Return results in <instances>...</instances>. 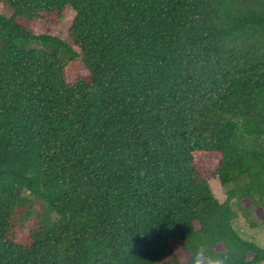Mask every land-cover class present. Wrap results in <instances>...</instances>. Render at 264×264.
Wrapping results in <instances>:
<instances>
[{
    "label": "trees",
    "instance_id": "16d2710c",
    "mask_svg": "<svg viewBox=\"0 0 264 264\" xmlns=\"http://www.w3.org/2000/svg\"><path fill=\"white\" fill-rule=\"evenodd\" d=\"M2 3L0 264H264L230 207L264 215V0ZM67 9V40L27 27Z\"/></svg>",
    "mask_w": 264,
    "mask_h": 264
},
{
    "label": "rangeland",
    "instance_id": "374dc122",
    "mask_svg": "<svg viewBox=\"0 0 264 264\" xmlns=\"http://www.w3.org/2000/svg\"><path fill=\"white\" fill-rule=\"evenodd\" d=\"M10 11L0 0V14L8 17ZM73 13L70 9L64 11L60 19H54L53 17H46L45 19H37L30 22L27 27L33 34L48 33L49 35L67 40V29L70 25ZM45 18V17H44ZM86 76V71L78 60L69 62L65 68V77L67 82H73L77 78H84ZM195 162L202 169L204 176L207 179L209 189L212 196L218 201L222 202L224 200V189L220 187L216 177H210V173L214 172L218 163V156L214 154H203L194 153L193 155ZM246 204L243 201L240 205H236L234 201L230 203V207L235 213V217L232 220V227L235 232L244 240L254 242L258 247L264 248V215L262 211L255 212L250 211L249 220L254 224V228H251L248 223L241 216L240 210ZM35 223H26L21 234L17 236L23 237L29 230H33ZM171 255H173L180 263L186 262L189 258V254L181 250L177 242L170 243L169 245ZM218 249H221L219 247Z\"/></svg>",
    "mask_w": 264,
    "mask_h": 264
},
{
    "label": "clouds",
    "instance_id": "9594fccd",
    "mask_svg": "<svg viewBox=\"0 0 264 264\" xmlns=\"http://www.w3.org/2000/svg\"><path fill=\"white\" fill-rule=\"evenodd\" d=\"M205 259L204 249L201 248L195 252L193 264H205ZM207 264H225V261L224 259L217 257L215 259H207Z\"/></svg>",
    "mask_w": 264,
    "mask_h": 264
}]
</instances>
